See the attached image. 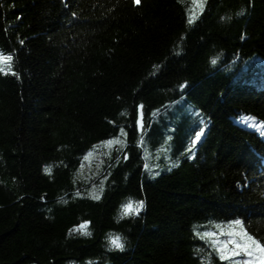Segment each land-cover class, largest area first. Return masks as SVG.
Masks as SVG:
<instances>
[{
	"label": "trees",
	"instance_id": "16d2710c",
	"mask_svg": "<svg viewBox=\"0 0 264 264\" xmlns=\"http://www.w3.org/2000/svg\"><path fill=\"white\" fill-rule=\"evenodd\" d=\"M0 51L14 57L0 71V264H205L194 226L237 218L264 240V138L234 120L264 122V0H0ZM120 126L128 159L83 178ZM166 141L179 166L145 170ZM129 199L145 206L121 218ZM84 220L91 235H69Z\"/></svg>",
	"mask_w": 264,
	"mask_h": 264
},
{
	"label": "snow or ice",
	"instance_id": "6c2138e0",
	"mask_svg": "<svg viewBox=\"0 0 264 264\" xmlns=\"http://www.w3.org/2000/svg\"><path fill=\"white\" fill-rule=\"evenodd\" d=\"M195 2L203 5L206 3V0H195ZM135 3L139 5L141 0H135ZM243 14V13H241ZM189 24L194 22L193 17L190 15ZM21 44L24 43L23 40L20 41ZM219 56L212 58L211 64L216 65L218 62ZM14 60V57L11 53L5 54L3 51H0V66L2 68H11L12 65L10 62ZM0 68V70H2ZM14 74V73H13ZM189 86L188 82L185 81L180 85V89L184 90ZM156 110L153 112V116L156 115ZM241 120L244 124L251 129H257L262 136H264V122H258L256 118L244 116L241 117ZM135 126L141 133L140 143H143V132L145 129L144 122V105L140 104L138 106V114L135 120ZM204 132V129L201 128L199 131H196L194 134V139L191 142V146L188 151L191 152L192 148L200 142L201 136ZM127 132L123 126H120L119 134L113 136L107 140L101 141L100 145L107 147L109 149L108 155L111 156V150L115 148L116 151L122 154L123 159H128L124 149L128 147L127 144ZM171 140V137H168ZM97 146H93L95 149ZM93 155V151L89 150L87 154L83 157L84 161L89 160V157ZM194 158V156H193ZM119 159V158H118ZM147 161V157L145 158ZM145 170L151 172L152 169L150 165L144 163ZM178 164H171V167H178ZM83 167V164L81 165ZM45 172L51 173V166L45 167ZM159 173L157 172L156 175ZM107 179V177H105ZM103 184V181H101ZM92 199L99 200L101 198L103 188L96 190V186L93 185ZM76 196H80L81 193L79 190L75 193ZM65 203L67 201H64ZM145 202L143 200H133L129 199L127 202L121 205L120 217L124 218L127 216H138L141 210L144 208ZM215 230H205L200 231V227L208 228V225L203 226H194L193 231L196 238L201 241H204L210 251L204 257L205 264H212V257L215 256L223 264H264V240L258 239L255 235L251 234L245 226V221L242 218L233 219L228 222L226 225L220 222H211ZM91 221L84 220L80 224L75 225L72 229L69 230V235L72 233H80L81 235L90 236L91 231L89 226ZM108 246L110 249H119L123 250L125 243L123 238L119 234H109L108 236ZM198 251H204V249H198ZM88 264H94L93 261H89Z\"/></svg>",
	"mask_w": 264,
	"mask_h": 264
},
{
	"label": "rangeland",
	"instance_id": "374dc122",
	"mask_svg": "<svg viewBox=\"0 0 264 264\" xmlns=\"http://www.w3.org/2000/svg\"><path fill=\"white\" fill-rule=\"evenodd\" d=\"M197 14H198V12L194 13V17ZM0 68H2V66H0ZM5 69L6 68H2V70H0V71H5ZM184 98L185 97L182 98L181 102L185 101ZM184 107L186 108L187 111L192 109V106L189 103H187V102L185 103ZM244 116L253 117V116H250V115H240L238 117H235L234 120L239 125L247 128L249 130L257 132L261 137L264 138V136H262L257 129H251L250 127H248V126H246L244 124V122L241 120V117H244ZM197 119H198L199 126L196 129V131H199L201 128L204 129V132H203V134L201 136V140H200V142H201L203 137H204V135H205V133H206V131H207V128H208L209 124H208V122H206V120L202 116H199ZM256 120L258 122H261L258 119H256ZM193 139H194V136L192 137V139L189 140L188 148L191 146V142H192ZM100 142L94 144L95 146H97L95 149H93L94 145L89 149V150L93 151V155L91 157H89V160L84 161L83 158H82L81 165L83 164V167L80 166L81 167L80 168V174H81V176L83 178H87V177L90 178L91 176L92 177L96 176L97 173L99 172V170H101L103 167H105L107 165V163L113 157L114 152L116 151L115 148H113L111 150V156L109 157V155L107 154L109 149L107 147L101 146ZM199 143H197L194 147L196 148V146ZM147 146H149V145H147ZM164 147H165L164 149H157V150H153V151L150 150L151 154H149V155L144 153V157L145 158L147 157V161L145 159V162H147L148 164H177L181 160L182 154L180 155V153L174 152L172 145L168 141H166L164 143ZM89 150L85 154H87L89 152ZM193 155H194V151H193V153H191L190 157H193ZM158 173L160 174V172H158ZM158 175H156V173H155V174H152V177H149V178L153 179L154 177H156ZM102 188H103V192H104V190L106 189V185H105V187L103 186ZM93 191L94 190H92V193H93Z\"/></svg>",
	"mask_w": 264,
	"mask_h": 264
}]
</instances>
